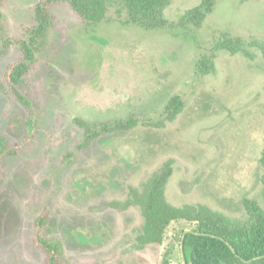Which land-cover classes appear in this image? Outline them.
<instances>
[{"label":"rangeland","instance_id":"374dc122","mask_svg":"<svg viewBox=\"0 0 264 264\" xmlns=\"http://www.w3.org/2000/svg\"><path fill=\"white\" fill-rule=\"evenodd\" d=\"M41 0H4L6 36L19 39ZM202 0H171L164 18L176 21ZM52 28L24 80L36 122L24 140L27 112L0 92V134L14 157L0 161V264H45L34 246V223L45 212L44 235L61 244L64 264H183L180 224L161 245L136 247L138 208L118 210L130 188L140 190L166 162V201L209 208L244 220V199L264 209L258 176L264 150V59L215 53L214 72L195 65L227 33L264 42V0H216L202 26L153 30L117 22L85 29L61 3L49 8ZM22 59L16 46L0 60V83ZM183 111L165 119L169 100ZM132 118L133 130L103 136L86 149L74 122L100 125ZM164 125L161 126V124Z\"/></svg>","mask_w":264,"mask_h":264},{"label":"trees","instance_id":"16d2710c","mask_svg":"<svg viewBox=\"0 0 264 264\" xmlns=\"http://www.w3.org/2000/svg\"><path fill=\"white\" fill-rule=\"evenodd\" d=\"M171 0H41L34 9L33 24L23 31L19 39L6 36L0 0V60L5 57L13 45L22 55V59L7 68L4 74L5 84L0 83V92H8L24 106L27 112L24 140L31 139L36 122L30 103L24 95V80L35 62L36 55L45 47L52 19L49 8L54 3L67 6L80 19L87 30L110 22L123 26L136 27L146 31L153 30H194L202 26L206 17L213 12L216 0H202L201 3L186 10L176 21L164 18V10ZM255 50L264 59V42L245 41L227 33L220 36L210 54L202 55L195 65V72L208 75L214 72L215 53L228 52L230 55H243L254 60ZM184 105L179 97L169 100L165 108V119L170 123L182 111ZM83 131L80 148L86 149L93 141L107 135L133 130L138 122L132 118L114 120L100 125H90L79 119L74 121ZM164 123L161 124V126ZM17 151L9 149V142L0 134V161L14 157ZM260 173L258 181L264 200V150L259 159ZM171 162H166L138 190L130 188L122 203H112L118 210L138 208L143 218L135 242L143 249L149 245H161L164 234L172 223L180 224L185 264H264V209L252 199H244L242 204L246 212L244 220H231L209 208L199 205L196 209L175 207L165 198V188L171 176ZM48 214L41 213L34 223L33 244L44 254L45 264H64L61 244L45 237ZM189 231L184 236L185 231ZM234 249V253L230 247ZM162 264H168L166 260Z\"/></svg>","mask_w":264,"mask_h":264},{"label":"water","instance_id":"95a60500","mask_svg":"<svg viewBox=\"0 0 264 264\" xmlns=\"http://www.w3.org/2000/svg\"><path fill=\"white\" fill-rule=\"evenodd\" d=\"M189 231L187 230V231H185L184 232V234H183V236L186 234V233H188ZM183 244H182V241H181V243H180V250H181V255H182V259H183V264H185V260H184V255H183V251H182V249H183V246H182ZM228 247H230V246H228ZM230 249H231V251L234 253V249L232 248V247H230Z\"/></svg>","mask_w":264,"mask_h":264}]
</instances>
